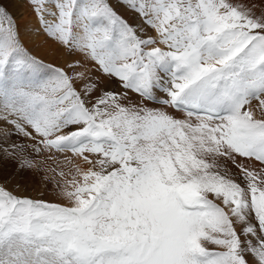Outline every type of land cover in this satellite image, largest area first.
I'll return each mask as SVG.
<instances>
[{
	"label": "snow or ice",
	"instance_id": "1",
	"mask_svg": "<svg viewBox=\"0 0 264 264\" xmlns=\"http://www.w3.org/2000/svg\"><path fill=\"white\" fill-rule=\"evenodd\" d=\"M14 2L0 264H264V0Z\"/></svg>",
	"mask_w": 264,
	"mask_h": 264
},
{
	"label": "bare ground",
	"instance_id": "2",
	"mask_svg": "<svg viewBox=\"0 0 264 264\" xmlns=\"http://www.w3.org/2000/svg\"><path fill=\"white\" fill-rule=\"evenodd\" d=\"M22 12L25 13L26 16H28L29 14H31L26 7H22V5H20V7L15 11V17L18 20V23L21 25L24 24H29V23H34L35 22V18L30 15L28 20H23L21 18L22 16ZM29 48L31 51H34V54H38L39 56H41L42 58H44L46 61L50 62V63H54V64H61L63 61L61 59H57L55 56H53L52 54H50L47 50V48L45 47H33L31 44H29Z\"/></svg>",
	"mask_w": 264,
	"mask_h": 264
},
{
	"label": "rangeland",
	"instance_id": "3",
	"mask_svg": "<svg viewBox=\"0 0 264 264\" xmlns=\"http://www.w3.org/2000/svg\"><path fill=\"white\" fill-rule=\"evenodd\" d=\"M6 2L8 3L9 11L12 13L13 16H16V15H15V11L20 7V5L17 4V3H15L14 0H6ZM22 7H23V6H22ZM30 15H31V14H29L28 16H26L25 13L22 12V16H21V18H22L23 20H28ZM16 20H17V22H18L19 19L16 18ZM32 52H33V54H34V51H32ZM34 55H36V56L42 58V57L39 56L38 54H34ZM42 59H44V58H42ZM44 60H45V59H44ZM45 61H46V60H45ZM46 62H48V61H46ZM49 63H50V62H49ZM10 171H12V168H11V167H9L7 170H0V174L6 176V175L8 174V172H10ZM33 186L38 187V185H29V189H28V191H27L25 194L36 196L37 193L34 192V191H32V187H33ZM42 198H43V199H46V200H53V199H55V197H54V195H53L52 193H48V194H46V195H45L44 197H42Z\"/></svg>",
	"mask_w": 264,
	"mask_h": 264
}]
</instances>
